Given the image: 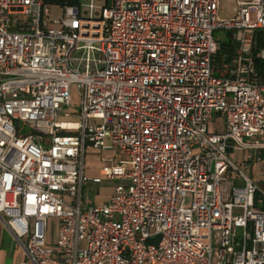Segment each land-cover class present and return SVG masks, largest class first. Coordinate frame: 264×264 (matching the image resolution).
<instances>
[{"label": "built area", "instance_id": "2783aa9c", "mask_svg": "<svg viewBox=\"0 0 264 264\" xmlns=\"http://www.w3.org/2000/svg\"><path fill=\"white\" fill-rule=\"evenodd\" d=\"M220 2L113 0L98 19H51L44 0H0V219L35 264H264V192L246 172L264 165V0L228 19ZM219 30L241 45L217 75ZM86 49L101 58H74ZM94 149L121 160L91 176ZM106 179L124 183L91 206Z\"/></svg>", "mask_w": 264, "mask_h": 264}, {"label": "rangeland", "instance_id": "374dc122", "mask_svg": "<svg viewBox=\"0 0 264 264\" xmlns=\"http://www.w3.org/2000/svg\"><path fill=\"white\" fill-rule=\"evenodd\" d=\"M81 2V17L83 18H100L102 16V8L105 5L106 0H93V3L95 5L94 11H91L89 8V4L92 2V0H80ZM237 7V0H221L220 2V17L224 19L232 18L235 15V10ZM64 15V9L62 7H51L50 10V16L51 19H60ZM52 28L57 29L60 28L61 25L58 24H53L51 23L50 25ZM216 36L219 39H225L226 37V31L224 30H219L216 32ZM81 45H85L84 43H81ZM98 45L96 44V47ZM90 53L92 58L100 59L101 58V53L97 50L90 51L88 50H80L76 51L74 53V58H83L85 59ZM217 63V62H216ZM229 65V64H227ZM217 69L219 71L216 73L217 75L220 74V71L223 73V65H219L217 63ZM80 105V97L78 95V92L76 89H73V102H72V107L71 108H78ZM215 119V118H214ZM74 120V119H72ZM216 125L215 127L211 124L210 129L214 130H219V132H224L225 131V125L223 124L224 121L221 120V118H216ZM223 121V122H222ZM23 125V123H21ZM25 130L22 132V134H27L31 132V128L28 125H25ZM107 144H110V141H107ZM121 160V157L116 151H102V150H91L87 154L86 158V167L92 174L99 175L100 171L104 167L111 166L113 164H118ZM230 178L234 180L236 178V173L230 175ZM124 181L122 180H117V179H106L104 180L99 186L94 187L92 191L88 193V195L85 196V200L91 204V206L96 205V206H102L104 205L111 195L114 192L115 187L118 184H122ZM51 240H52V245H55L57 242L58 238V229L60 227V220L59 219H54L51 223ZM155 264H160V263H155Z\"/></svg>", "mask_w": 264, "mask_h": 264}, {"label": "crops", "instance_id": "0c3cea01", "mask_svg": "<svg viewBox=\"0 0 264 264\" xmlns=\"http://www.w3.org/2000/svg\"><path fill=\"white\" fill-rule=\"evenodd\" d=\"M217 56L215 60V67L217 69ZM219 64V63H218ZM227 62H224L219 65L226 66ZM220 74L222 72L220 71ZM215 119L218 116L214 117ZM220 118V117H219ZM213 119L211 124L215 127L216 120ZM221 120H223L221 118ZM224 121V120H223ZM222 121V122H223ZM224 124V123H223ZM214 132H219V130H213ZM220 133V132H219ZM250 151L247 150H236L232 152V158L239 165H243ZM255 152V151H251ZM87 172L91 176H95L96 174H92L90 170L87 168ZM247 174L259 185L261 192H264V165L262 163H254L251 166L246 167ZM23 261H27L28 264H35L27 255L26 249L22 246L19 241L15 238L12 232L5 226V224L0 219V264H20Z\"/></svg>", "mask_w": 264, "mask_h": 264}, {"label": "trees", "instance_id": "16d2710c", "mask_svg": "<svg viewBox=\"0 0 264 264\" xmlns=\"http://www.w3.org/2000/svg\"><path fill=\"white\" fill-rule=\"evenodd\" d=\"M45 4L50 7H76L81 10L80 0H44ZM113 0H106L103 8L111 6ZM81 16V14H80ZM94 18V17H92ZM101 18V17H100ZM98 19V18H95ZM217 38V36H216ZM220 49L217 53V62L222 64L224 62L230 63L233 55L240 49V42L235 38L234 31H226L225 39L217 38ZM264 50V32L259 31L256 37V45L254 47V61L258 76L264 79V58L258 56Z\"/></svg>", "mask_w": 264, "mask_h": 264}]
</instances>
